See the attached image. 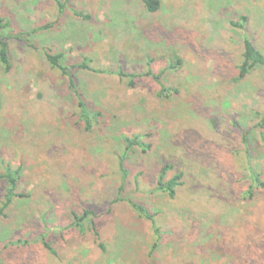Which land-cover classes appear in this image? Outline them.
I'll use <instances>...</instances> for the list:
<instances>
[{"label":"rangeland","instance_id":"obj_1","mask_svg":"<svg viewBox=\"0 0 264 264\" xmlns=\"http://www.w3.org/2000/svg\"><path fill=\"white\" fill-rule=\"evenodd\" d=\"M159 1L0 0V264H264V0Z\"/></svg>","mask_w":264,"mask_h":264},{"label":"trees","instance_id":"obj_2","mask_svg":"<svg viewBox=\"0 0 264 264\" xmlns=\"http://www.w3.org/2000/svg\"><path fill=\"white\" fill-rule=\"evenodd\" d=\"M141 4L145 8V10L150 13L154 14L157 13L160 8V1L159 0H140ZM61 8L64 6L62 4H59ZM82 17V15H80ZM246 19H243V22H245ZM5 20L0 19V63L5 71H9L10 69V60L8 56V49H7V43L5 36L4 29H7V22L3 24ZM46 29V28H45ZM61 55H51L46 54V59L48 63L51 65L52 68L58 69L61 71L64 75L68 76V79L70 80V88L75 91V85L73 77L70 75V73L61 66L60 60ZM241 63L238 66V80L245 79L252 71H255L257 69H264V53L260 51L251 40H244L243 42V52L241 56ZM78 107L80 109V115L81 119L84 122V128L86 131L91 130V119L90 114L88 113L86 106L84 102L81 100V97L79 96V103ZM140 137L134 136L133 138H126L124 140L125 143V149L127 151H130L136 147H142V143H139ZM171 170L170 166H165L159 176L157 181V188L159 191L166 193L171 199L175 197L176 189L181 186L180 180L182 178V175H175L171 179L167 180V174ZM125 171V170H124ZM21 170L18 169L13 173H5L1 177L6 180L7 183V189H6V196L5 200L3 201L2 205L0 206V218L4 216V211L12 204V201L16 197H21L16 195V184L17 180L19 178ZM254 180L256 183H260L261 186H263V183H261L260 176L255 175ZM134 211L145 217L150 222H154L153 216L148 213V211L140 205H132ZM85 215H88V212H85ZM77 218V217H76ZM44 248L50 252L52 255H55V252L52 250V248L47 244L43 243Z\"/></svg>","mask_w":264,"mask_h":264}]
</instances>
